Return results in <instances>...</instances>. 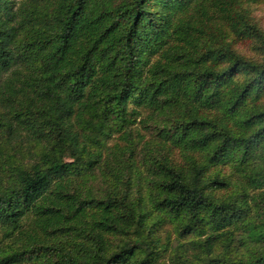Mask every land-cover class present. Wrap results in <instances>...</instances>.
<instances>
[{
  "label": "trees",
  "instance_id": "1",
  "mask_svg": "<svg viewBox=\"0 0 264 264\" xmlns=\"http://www.w3.org/2000/svg\"><path fill=\"white\" fill-rule=\"evenodd\" d=\"M264 0H0V264H264Z\"/></svg>",
  "mask_w": 264,
  "mask_h": 264
},
{
  "label": "rangeland",
  "instance_id": "2",
  "mask_svg": "<svg viewBox=\"0 0 264 264\" xmlns=\"http://www.w3.org/2000/svg\"><path fill=\"white\" fill-rule=\"evenodd\" d=\"M256 14L259 16V18L264 23V5H259V10H257Z\"/></svg>",
  "mask_w": 264,
  "mask_h": 264
}]
</instances>
